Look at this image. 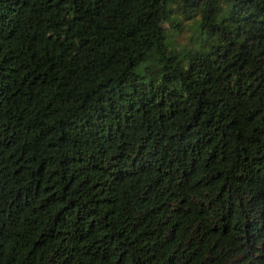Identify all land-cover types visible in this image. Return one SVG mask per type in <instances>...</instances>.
Returning a JSON list of instances; mask_svg holds the SVG:
<instances>
[{"label": "trees", "instance_id": "1", "mask_svg": "<svg viewBox=\"0 0 264 264\" xmlns=\"http://www.w3.org/2000/svg\"><path fill=\"white\" fill-rule=\"evenodd\" d=\"M0 264H264V0H0Z\"/></svg>", "mask_w": 264, "mask_h": 264}]
</instances>
